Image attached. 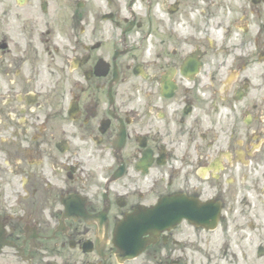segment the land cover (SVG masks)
Returning <instances> with one entry per match:
<instances>
[{
    "label": "flooded vegetation",
    "instance_id": "1",
    "mask_svg": "<svg viewBox=\"0 0 264 264\" xmlns=\"http://www.w3.org/2000/svg\"><path fill=\"white\" fill-rule=\"evenodd\" d=\"M0 264H264V0H0Z\"/></svg>",
    "mask_w": 264,
    "mask_h": 264
},
{
    "label": "water",
    "instance_id": "2",
    "mask_svg": "<svg viewBox=\"0 0 264 264\" xmlns=\"http://www.w3.org/2000/svg\"><path fill=\"white\" fill-rule=\"evenodd\" d=\"M158 211V210H157ZM155 211V213L157 212ZM152 219H155L156 222L155 223H158L160 221V217L159 216H156V217H153ZM140 233H129V234H122L121 238L119 239V245H120V249H121V246L124 247L126 249H129L131 252L135 253L137 248L134 247V246H130L133 239H136L137 236H139ZM129 246V247H128Z\"/></svg>",
    "mask_w": 264,
    "mask_h": 264
},
{
    "label": "rangeland",
    "instance_id": "3",
    "mask_svg": "<svg viewBox=\"0 0 264 264\" xmlns=\"http://www.w3.org/2000/svg\"><path fill=\"white\" fill-rule=\"evenodd\" d=\"M215 240L217 241H220L221 242V233H215ZM220 239V240H219Z\"/></svg>",
    "mask_w": 264,
    "mask_h": 264
}]
</instances>
